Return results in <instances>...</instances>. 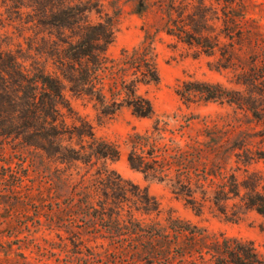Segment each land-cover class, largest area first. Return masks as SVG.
Wrapping results in <instances>:
<instances>
[{
  "label": "rangeland",
  "instance_id": "obj_1",
  "mask_svg": "<svg viewBox=\"0 0 264 264\" xmlns=\"http://www.w3.org/2000/svg\"><path fill=\"white\" fill-rule=\"evenodd\" d=\"M80 1L93 5L86 16L91 23L108 18L113 25L107 54L120 62L105 71L107 100L116 97L111 85L130 77L118 70L123 50L146 40L156 54L159 81L138 86L152 101L150 117L127 105L110 112L66 88L59 126L87 122L97 137L118 146L117 160L85 164L55 155L49 141H40L48 151L39 148V121L27 108L32 92L20 71H57L52 41L60 31L46 23V14ZM175 27L206 37L214 53L168 32ZM191 82L220 85L226 98L184 93ZM263 118L264 0H0V264H164L159 235L152 241L118 229L112 234L107 226L116 221L100 218V201L113 205L104 191H112L118 175L126 189L114 190L121 193V224L155 226L171 239L170 226L197 227L194 239L186 233L174 239L173 264L212 263L207 248L224 238L252 247L264 264V215L244 201L252 191L264 194ZM57 142L81 150L86 139L72 132ZM131 151L153 164L148 176L132 168ZM144 189L160 211H144Z\"/></svg>",
  "mask_w": 264,
  "mask_h": 264
},
{
  "label": "trees",
  "instance_id": "obj_2",
  "mask_svg": "<svg viewBox=\"0 0 264 264\" xmlns=\"http://www.w3.org/2000/svg\"><path fill=\"white\" fill-rule=\"evenodd\" d=\"M87 2L66 3L60 7H53L50 13L46 14V19H48L46 23L55 26L60 31V35L54 36L52 41L56 48L54 64L57 71L49 73L38 68L37 71L32 72L25 67V72L23 70L20 71L22 83L26 82L24 83L25 90L32 92L30 101H27V108L35 120L39 121L38 128L35 130L36 137L38 138L36 142L39 148L48 151L41 142L49 141L52 146H55V155L65 159L80 160L85 164L92 163L93 158L97 160L102 158L117 160L120 157V150L115 143L97 137L91 125L87 122L73 125L72 129L66 127L65 123H62L64 126H59L57 116L62 111L61 107L66 106V88L80 97L85 96L95 99L96 103L101 104L103 108H109L110 112H114L121 106L127 105L136 116L150 117L154 114L152 101L138 93V86L140 84L147 85L158 82L160 79L154 48L151 43H147L145 40L132 50L122 51L121 61L123 65L118 70H128L130 77L128 79L126 76H121L119 81H115L111 85V88L115 92L116 97L107 100L104 79L105 71L108 70L107 66L109 65H113L115 69L116 66L114 65L120 62L110 58L107 54L108 48L114 40V29L111 20L108 18L97 23H91L86 19L88 13L94 10L93 5ZM40 11L43 14L46 12L42 7ZM96 11L100 12L98 9ZM175 30L177 33H174ZM168 32L176 35L189 45L196 44L207 55L214 53L215 49H211L214 48V45L212 46L206 37L194 35L183 27L179 29L178 27L170 28ZM11 65L15 67L13 62H11ZM186 90L198 92L206 100L225 99V93H227L220 85L204 82L187 83V89L184 90V93L187 92ZM179 92L182 95L183 91L179 90ZM228 100L232 101L231 99ZM68 108L71 110V107ZM253 114L259 119L262 118L256 108H253ZM86 128L89 129L87 130ZM72 132L86 139V144L81 145V150L75 147L63 146L62 143L57 142L62 135ZM128 160L132 168L145 173V175L148 174V170L153 168V164L150 163L149 165L142 154H135L131 151L128 155ZM152 161L153 163H157L158 158L153 156ZM105 175L107 174L105 173ZM107 179L109 184H112L110 183V176L107 175ZM121 182H123V178L118 175V183H113L111 186L112 191H104V196L107 199L112 198L111 202L113 205L109 206L108 200L100 201L102 211L100 218L105 220V215H107L109 219L116 221V227H112L113 225L110 224L107 226V229L112 234L118 229L117 232L122 231L132 237L138 235L149 236L151 240L155 235H159L158 239L162 240L161 242L163 243V250L161 252L166 261L164 264H173L169 259L172 257L171 250L172 245L175 244L174 239H176L177 235L185 233L194 239L198 234L196 231L197 227H191L190 224L186 223L184 225H181L183 223H177L174 227L170 226V229L175 234V237L173 236L171 239L170 233L169 235L161 233L155 226H153L156 228L154 231H148L145 228L148 225L142 226L139 222L129 220L127 223L121 224V221H123L121 216L123 205L118 203L119 201L117 200L121 196L119 192L126 193L125 187L120 185ZM115 189L119 192L114 191ZM142 193L139 200L144 211L147 214L160 211L159 203L155 197L147 189H144ZM244 201L248 208L264 215L263 193L252 191L245 196ZM151 225L149 226L151 227ZM167 243L168 245H166ZM164 245L166 246L164 247ZM150 248L152 253L156 254L154 247ZM207 249L208 254L213 259L210 264H262L263 262L253 251L252 247L230 238H224L222 241H213L212 246L210 245Z\"/></svg>",
  "mask_w": 264,
  "mask_h": 264
}]
</instances>
